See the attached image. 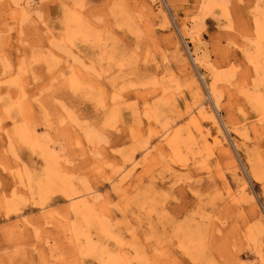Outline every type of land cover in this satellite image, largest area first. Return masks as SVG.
I'll return each mask as SVG.
<instances>
[{"label": "rangeland", "instance_id": "374dc122", "mask_svg": "<svg viewBox=\"0 0 264 264\" xmlns=\"http://www.w3.org/2000/svg\"><path fill=\"white\" fill-rule=\"evenodd\" d=\"M0 264H264V0H0Z\"/></svg>", "mask_w": 264, "mask_h": 264}, {"label": "bare ground", "instance_id": "6f19581e", "mask_svg": "<svg viewBox=\"0 0 264 264\" xmlns=\"http://www.w3.org/2000/svg\"><path fill=\"white\" fill-rule=\"evenodd\" d=\"M212 92V91H211ZM215 101V100H214ZM211 117H212V114H211ZM213 122H214V120H213ZM54 183H56V182H54ZM62 184H63V182H61ZM58 184V183H57ZM62 184H60V185H62ZM59 185V184H58ZM68 192V191H67ZM83 198V197H82ZM84 203V202H83ZM82 204V203H81ZM84 205V204H83ZM78 206V205H77ZM82 208V207H81ZM85 216H87L88 215V213H87V209L84 207V209L81 211ZM89 216V215H88ZM90 224V223H89ZM99 226V225H98ZM99 229H100V227H99ZM100 230H102V229H100ZM103 232V231H102Z\"/></svg>", "mask_w": 264, "mask_h": 264}]
</instances>
